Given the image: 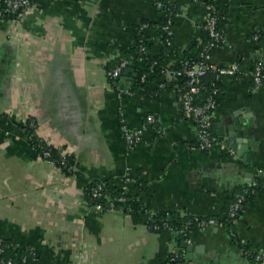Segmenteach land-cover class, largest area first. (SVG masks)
<instances>
[{"label":"crops","instance_id":"crops-1","mask_svg":"<svg viewBox=\"0 0 264 264\" xmlns=\"http://www.w3.org/2000/svg\"><path fill=\"white\" fill-rule=\"evenodd\" d=\"M175 2L172 47L185 51L197 41L202 5ZM163 16L154 0H38L29 13L0 17V244L10 253L33 251L36 264H167L176 256L179 264H264L244 255L264 259V83L254 89L250 77L254 61L264 63V0H223L224 39L211 63L238 71L216 79L210 134L220 144L205 152L182 117L175 81L139 85L138 60L116 81L107 77L129 56L139 24ZM162 45L155 40L147 52ZM149 115L160 132L146 131V145L128 150L120 120L138 129ZM32 136L67 153L78 175L42 160ZM256 178L257 192L229 227H194L181 242L147 227V214L160 212L220 221ZM92 182L136 199L141 213L96 211L86 200ZM183 242L195 248L190 259L177 253Z\"/></svg>","mask_w":264,"mask_h":264},{"label":"built area","instance_id":"built-area-1","mask_svg":"<svg viewBox=\"0 0 264 264\" xmlns=\"http://www.w3.org/2000/svg\"><path fill=\"white\" fill-rule=\"evenodd\" d=\"M198 2L199 0H193ZM37 2L35 0H0V17H19L26 13L31 12ZM202 5V4H201ZM157 8H165L166 6L161 0H156ZM203 29L206 32L208 39L202 45V50L199 54L197 61L179 60L177 68L165 69L163 71L164 77H168L175 81V88L178 103L181 109L182 117L185 120L191 121L197 129V147L201 152L210 151L215 146H218L220 142L210 134V128L214 121V111L217 106L218 96L220 90L217 84H211V87L200 84V78L206 75L208 72L215 73V80L217 77L222 76H234L236 75L238 68L236 65L220 68L211 63V53L218 47L224 39V32L218 28V20L216 16V10L212 4L203 5ZM172 18L168 16L161 30L165 35L164 43L168 48L172 47ZM147 27V24H143L139 32ZM254 37L253 40H256ZM198 43H201V39L197 38ZM140 53H147V50L141 46ZM130 60L120 61L113 69L107 72L108 80L116 81L124 69L128 66ZM184 77L186 82L183 85L177 84L179 78ZM253 88L256 89L264 83V63L260 59L254 61L252 71L250 73ZM145 77L142 76L141 81H144ZM34 127V125H32ZM146 131H154L159 133L157 128V121L152 116L146 117L142 126L138 129L129 127L123 120H120V132L126 145V148L130 151L134 150L139 145H146L144 142V134ZM33 137V136H32ZM35 137V136H34ZM32 149L39 152V157L56 166V162L52 159L50 149L44 141L37 138V143L31 145ZM38 149V150H37ZM68 156L63 150H59V157L61 158L60 165L66 167L65 158ZM70 172V169L67 170ZM75 171V168H73ZM259 183L257 181H251L247 186L243 187L242 191L235 196V201L228 207L225 217L222 220L217 219H203L194 217L191 221H187L182 229L174 230L167 223L158 225L153 222L152 218L154 214H147L148 222L147 227L153 232H158L162 228L167 233L174 235L185 234L192 228L206 229L208 227H225L224 220L232 221L243 210L245 198L248 195H255ZM86 196L90 200L87 201L96 211H110L128 213L130 210H124L123 204L126 203L127 198L124 192H120L113 197L107 187L103 183L96 182L88 188ZM4 251V247L0 245V264H26L27 258L21 257L20 259H3L1 255ZM244 255L248 258H252L255 262H264V259L260 255L251 254L250 251H244ZM33 262H38L39 258L35 252H31ZM171 264H179L178 257L171 259Z\"/></svg>","mask_w":264,"mask_h":264},{"label":"trees","instance_id":"trees-1","mask_svg":"<svg viewBox=\"0 0 264 264\" xmlns=\"http://www.w3.org/2000/svg\"><path fill=\"white\" fill-rule=\"evenodd\" d=\"M36 2L38 0H35ZM155 5H156V0H154ZM161 2L166 6L165 8H158L162 13H163V18L161 19L160 23L158 25H151L150 23L147 22H143L141 24H139L138 29H140V27L143 24H147V27L143 30H141L139 32V34L137 35L135 42L133 44V48L131 49V51L129 52V56H127V59L125 60H138L143 62V68L141 69L139 76L137 77L138 79V84L142 85L145 84L148 81H154V80H158V79H162L164 78V67L161 65L162 61H164L166 59V57L168 59H173V61H177V63L179 62V60L183 59V60H190V61H197L199 54L202 50V45H204L205 41L208 39V36L206 34V32L203 29V23L201 24L200 28H199V32H198V37L199 39H201V43H198V41H196V43L189 48L188 50L185 51H180L178 49H176L175 47H171L170 49L167 48L166 44L164 43L165 40V35L163 33V31L161 30L162 26L164 25L165 21L167 20L168 16L173 17L176 13V2L175 0H161ZM199 3L202 4V6L204 5H208V4H212L216 10V16H217V20H218V28L223 31V0H199ZM203 10V9H202ZM163 44L161 46L160 52L157 53L156 55H151L150 53H140V47L143 46L146 50H150V48H152L153 46V42L155 40H158ZM150 40H153L152 42ZM167 50H169L167 52ZM114 67V66H113ZM112 67V68H113ZM177 66H175V68H177ZM112 68H109L107 70L110 71ZM142 76L145 77L144 81H141ZM215 73L214 72H208L206 73V75H204L203 77L200 78V84L206 86L207 88L211 87V84H217L216 80H215ZM186 82V79L184 77H181L178 79L177 84L183 85ZM218 86V84H217ZM37 143V137H33L32 138V144H36ZM38 150V149H37ZM39 151V150H38ZM37 151V153L39 154V152ZM50 153L52 156V159L56 162V166L58 168H60L62 170V172H64L67 175H78V170L77 168H75L74 165V161L72 160V158L70 156H67L64 160L66 163V167L60 165V162L62 161L61 158L59 157V150L58 149H50ZM68 168L70 169V172H68ZM73 168H75V171H73ZM259 183V179L256 178V180ZM94 183L96 182H92L91 184H89V187H91ZM247 186V185H246ZM88 187V188H89ZM243 187L241 189H239L237 191L236 194L240 193L242 191ZM120 193V192H119ZM112 193V196L118 195ZM235 194V196H236ZM235 196L232 199V201L230 202L229 206L235 201ZM254 197V195H248L245 198V203L243 205V210L245 205ZM127 201L126 203L123 204V207L125 208L124 210H130V212L128 213H136L139 214L142 211L141 206L138 204V202L136 201V199H133L130 196H126ZM86 200L90 202V200L88 199V197L86 196ZM228 206V207H229ZM243 210L238 214V216L233 219L232 221H228V220H224V224L225 227H229L230 225H232V223L235 222V220L238 219V217L241 215V213L243 212ZM194 218V217H193ZM193 218H181V219H170V215L168 213H164V212H160V213H154V216L152 218L153 222L158 224V225H162L164 222L167 223L168 225H170L174 230H179L187 221H191ZM203 219H210V218H203ZM215 219V218H212ZM157 233H167V231H164L162 228L160 229V231H158ZM188 233V232H187ZM187 233L186 235L182 233V235H175L177 238L178 242H181L183 240L186 239L187 237ZM2 247H4V251L1 255V258L3 259H10V258H18L20 259L21 257H26L27 258V263L26 264H36V262L32 261V257H31V252L30 250L24 251V252H16V253H10L8 250V245L6 243H2L0 244ZM247 251V250H245ZM253 254V253H251ZM38 257V255H37ZM172 259V258H171ZM171 259L169 260V262L167 264H171ZM252 259V258H249Z\"/></svg>","mask_w":264,"mask_h":264},{"label":"water","instance_id":"water-1","mask_svg":"<svg viewBox=\"0 0 264 264\" xmlns=\"http://www.w3.org/2000/svg\"><path fill=\"white\" fill-rule=\"evenodd\" d=\"M195 248H193L191 245H188L187 243L183 242L180 244L179 249L177 250V253H183L186 254V258L190 259L192 258V253Z\"/></svg>","mask_w":264,"mask_h":264}]
</instances>
